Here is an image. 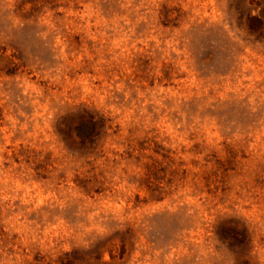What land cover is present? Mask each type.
Instances as JSON below:
<instances>
[{"label":"rangeland","instance_id":"1","mask_svg":"<svg viewBox=\"0 0 264 264\" xmlns=\"http://www.w3.org/2000/svg\"><path fill=\"white\" fill-rule=\"evenodd\" d=\"M264 0H0V264H264Z\"/></svg>","mask_w":264,"mask_h":264},{"label":"trees","instance_id":"2","mask_svg":"<svg viewBox=\"0 0 264 264\" xmlns=\"http://www.w3.org/2000/svg\"><path fill=\"white\" fill-rule=\"evenodd\" d=\"M257 8L261 9L259 14L248 17V32L256 36L257 39H264V8L257 3Z\"/></svg>","mask_w":264,"mask_h":264}]
</instances>
